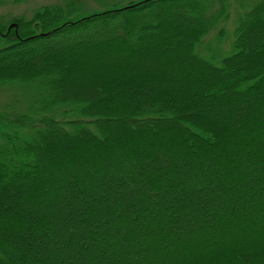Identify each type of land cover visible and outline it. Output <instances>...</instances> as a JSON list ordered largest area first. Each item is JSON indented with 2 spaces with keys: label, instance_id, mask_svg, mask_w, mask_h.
<instances>
[{
  "label": "trees",
  "instance_id": "trees-1",
  "mask_svg": "<svg viewBox=\"0 0 264 264\" xmlns=\"http://www.w3.org/2000/svg\"><path fill=\"white\" fill-rule=\"evenodd\" d=\"M126 1L122 6L116 4L103 12L80 18H76L80 8L71 1L65 7H42L30 20L21 17L10 20L9 24L0 22V92L5 89L18 92V97L10 104L0 107V208L4 207L0 212V226L3 227L1 220L8 219L2 233L13 238L5 242L0 233V264H10V258L14 264H18L19 258L26 264H46V250L36 255L34 250L39 244L33 242L32 237L45 239L50 249L56 250L58 247L54 244L58 239L49 237L50 229L61 226L65 230L72 220L86 222L100 212L104 220L95 222L83 236L99 243L86 245L79 236V240L66 241L63 249L78 247L82 251H97L98 248L100 251L115 248L125 254L121 256L123 259L120 257L121 264H264V65L255 66L248 53L257 47L258 34L264 31V0H255L251 9L241 16L233 30L230 49H224L228 55L220 65L213 63H216L215 55L206 56L211 44L206 50L202 48L208 37L219 31L215 41L210 43L223 49L228 30L222 23L231 18L234 3L239 10L237 0L234 3L231 0ZM183 10L191 23L190 32L186 28L188 24L177 17ZM174 22H178L177 27L172 25ZM12 24L17 26L9 32ZM128 43L136 52L141 49L156 52L163 46L171 48L176 44L178 50H168L158 61L138 62L134 58L131 63L117 68L98 60V55L110 49L123 54ZM167 65L173 71L191 70L203 83L171 79L165 69ZM69 73L76 82L80 77L96 79L106 87V92L103 96L92 93L90 98L73 96L65 86L64 76ZM209 90L213 92L205 97ZM193 94L199 97L189 101ZM103 100L114 105L105 106ZM205 106H211V115L206 114ZM212 106H228L232 112H242L244 118L236 119L235 124L239 126L234 127L226 118L214 117L212 114L218 111ZM151 130L152 138L147 136ZM247 130L251 131L246 133ZM110 132L112 137L108 136ZM135 132L144 136L147 143L143 142L146 146L140 151L132 144H123L126 155L120 158L121 166L134 163L139 169L138 174L131 176L133 183L130 182L128 188L122 184V173L118 172L106 176L107 182L103 183L97 177L105 169L102 165L95 168L97 175L89 182L83 181L77 163L83 166L87 161L78 160L75 150L95 141L104 145L113 143L117 148L118 140L114 139L129 134L134 140ZM221 136H226V144H221ZM161 141L164 145L168 141L173 143L167 145L164 152L153 150L152 145ZM64 142L73 145L66 147ZM178 143L187 146L185 160L171 154L174 144ZM202 148H206L205 154H201ZM165 157L173 167L181 169L190 165L197 174L180 178L174 172L170 178L161 161ZM109 161L114 160H108L107 165ZM65 163L68 169H75L76 184L69 183L68 178L59 173ZM206 164H218L226 174L221 184L227 210L215 214V229L222 234L224 243L210 249L208 242L216 237L211 239L207 236L209 232L203 229L201 239L194 245L188 241L178 244L186 256L170 260L175 231L172 227L169 232L163 231L158 225L171 211V203L158 201L148 211L141 203L138 206V203L127 201L125 195L138 191L136 184L139 183L142 201L151 194L152 198L159 196L158 191L164 190L161 189L164 183L166 190L162 195L169 194L172 187L189 190L192 182L204 179L201 173L208 170ZM254 174H260V178L253 181ZM45 177L60 183L53 187L45 182ZM206 182L212 183V180ZM66 189L70 191L68 204L83 196L88 212L94 211L82 215L76 211L69 221L50 222L45 206L34 196L44 197L47 191L65 192ZM105 191L111 196H101ZM205 204L208 206L207 201ZM109 206L114 209V218L111 211L106 210ZM13 211L19 215L13 216ZM179 213L178 228L194 216L184 205L179 207ZM141 216H147L150 224L145 220L137 222ZM114 220L119 228H127L125 233L105 227ZM241 223L249 228L244 229L240 238L232 240ZM33 225L48 226L31 232L29 228ZM17 230L19 233L14 232ZM20 238L26 244H20ZM143 238L154 244L165 241L168 248L157 246L132 251V246ZM108 240L110 244L106 243ZM93 263L97 264V258L92 254L79 258L77 263L72 259L62 262Z\"/></svg>",
  "mask_w": 264,
  "mask_h": 264
},
{
  "label": "rangeland",
  "instance_id": "rangeland-1",
  "mask_svg": "<svg viewBox=\"0 0 264 264\" xmlns=\"http://www.w3.org/2000/svg\"><path fill=\"white\" fill-rule=\"evenodd\" d=\"M71 1L75 2L77 6L80 8V12L76 15V18L85 17L93 13L103 12L107 9H110L112 6H115L116 4H119L120 6H122L126 2H128L126 0L125 1L102 0V2H99L98 0H0V22L9 24L10 20H13L15 18H21V17L27 20H30L34 16L35 12L41 9L42 7H47V6L65 7ZM231 1L232 3H234V1L236 0H231ZM237 2H238L239 10H237V6L234 3V9L232 11L231 18L228 20L227 23H222V25H225L224 27L227 28L228 30V39H226L222 43L223 49L219 45L212 44L213 41H215V38L217 34L219 33V31L213 32L208 37V41L205 42V45L202 48L203 50H206V47L211 44L207 49L206 56L213 57V55H215L214 57H215L216 63H218L216 64L213 61L215 65H220L222 62L221 60L227 57L228 52L225 50L230 49L232 38L234 40L233 30L235 29V26L238 24L241 16L251 9L253 4L255 3V0H237ZM216 8H218V6ZM178 13L179 14L177 15V17H179L180 20L182 18L183 21L181 22H185L188 24V27L186 28L188 29V32H190L189 24L191 25V23L189 22L188 17L187 18L185 17L186 16L185 11L184 10L179 11ZM173 24L176 25L177 27L178 22H174L172 23V25ZM11 30H8V31L10 32ZM263 39H264V31L259 32L258 34L257 47H255L254 50L252 49L248 50L251 60L255 64V66L261 63H263L264 65V40ZM155 40H157V38H155ZM127 45H128V47L126 46L127 51L124 52L123 54H119L115 52L114 50L110 49L108 52L98 55V60L108 66L110 64H113L114 67L117 68V67H122V66L127 65V63H131V61L134 60V58H137L138 62L141 60L143 61L146 60V61H151V62L158 61L159 59L164 58L163 55L168 50L170 51V49H172L171 52L178 50V44H176V45H173L171 48L168 46H163L161 49L157 50L156 52H150L147 50L145 51L142 49L140 52H136L134 51V48L131 47L130 43H128ZM170 65H173V64H170ZM169 67L170 66L167 65V67L165 66V69L166 70L168 69L169 76L171 79H174V80L178 79L182 83L192 82V81L198 82L199 84L203 83L202 80H200V77L198 76V74L193 73L191 70H190L191 72L190 71L188 72L187 71H173V70H170ZM74 78L75 77H72V74L70 73L68 74V76H64L65 86L66 88L68 87V89H70L73 96H77L81 98H90V95L92 93L93 94L97 93L99 94V96H103L102 94L106 92V87L101 86L100 83L92 77H91L92 78L91 80L82 79L80 77L79 82H76ZM169 86L171 87L172 83H169ZM212 92H213L212 90L206 91L204 96L206 97L210 95V93ZM15 97H18V92L15 90L5 89L1 91L0 92V107L10 104ZM198 97L199 95L193 94L192 98L191 99L189 98V101H191L192 99L198 98ZM199 101L200 103H202L201 99H199ZM109 103L110 101L103 100V105L108 106ZM110 105L113 106L114 104L110 103ZM210 107L211 106H205L206 114L208 115L209 114L211 115V112L209 113V111H211L209 110ZM213 107L215 111H218L217 114L215 113L212 114L214 117L218 116L220 119L226 118L228 121L233 122L231 125L234 127L239 126L235 124L236 119L240 120V118H244V115L242 114V112L240 114H238L237 112H232V108L228 106H212V108ZM112 112L116 114L120 113V111L119 112L112 111ZM110 123L112 126L116 125L115 122H110ZM250 131L251 130H247L246 133H249ZM135 133H136V138L133 137L135 138L134 140L131 139L129 134L121 135L120 138L118 137L114 139V140H118L117 148L114 147L113 143H112L113 145L112 147L111 143L104 145V144H101L100 141H95L88 147H82V148L80 147L78 148V150H75L76 152L75 157L78 160L87 161L85 162L86 164H84L83 166L82 165L80 166L79 163H77V168L80 172V175L83 181L86 180L89 182L92 179V176L94 177L97 175V173H95V168L97 166L102 165L104 166L105 171L103 170V172H101L100 175H98L97 177L98 178L100 177V180L103 183L107 182L106 176L112 175L113 172L114 173L118 172L120 174L122 173V179H121L122 184L128 188V184L130 182L133 183L131 176L134 174H138L139 169L136 168L134 163H129L128 166L126 167L121 166L119 162L120 158L122 155H126V151L123 148V144H126V143L130 145L132 144V146H135L140 151L143 146H146V144H143V142L147 143V140H145L146 138H144V136H140L139 132H135ZM108 136L112 137L111 132L108 133ZM147 136L152 138L154 136L153 131L152 130L149 131L147 133ZM252 136H254V134ZM219 140L222 141L221 144H226V141H227L226 136L219 137ZM172 143H173L172 141H168V142H165V145H164V142L161 141L159 144L156 143L152 145L153 146L152 148L153 150H156L158 152L160 151L164 152L167 150L166 146ZM67 144L65 143L66 147L67 146L70 147L73 145V143L71 142ZM105 148L107 150H105ZM205 151H206V148H202L201 154H205ZM185 152H187V146L186 145L183 146V144H180V143L176 145L174 144L173 148L171 149V154L180 156L182 159L184 158L183 160H185L186 158L184 157V155L186 154ZM98 157L100 159L97 161L96 159ZM112 158L114 161H111V162L109 161L110 163L108 162L109 164L107 165V161L111 160ZM166 158L167 157L161 158V161H163L164 163L163 169L167 171L168 176L170 178L173 177L174 172L176 175L179 174L178 177L180 178L181 176L186 178V175L188 174L190 175L191 173L193 174V177L195 174H197V171L192 166L187 165V166L182 167L181 169L175 168L172 166L170 160L169 159L166 160ZM224 158H226V156H224ZM206 166L209 167L208 170L203 171L201 173L204 179L202 178L203 179L202 180L200 178L202 181L196 180L192 182V186L188 185V187L191 188L189 190L187 189V187L186 188L183 187L180 189H175V187H172L169 189L170 190L169 194L165 193V195H162L163 194L162 192L166 190V184L164 183L161 185V189L164 188V190L161 192L158 191V193L160 194L159 196L152 198V194H151L149 195L147 199L142 201L141 199L143 198V194H142V189H140L141 186L139 183V184H136L138 191H134L133 194L125 195L126 197L125 199L127 201L133 204L138 203V206H139V203H141L140 205H143V207H147L148 211H150L153 207H155V204H157L158 201H165V202L171 203V211L166 214L165 220L161 221L158 225V227L160 226V229L163 231H168L170 227H172V229L175 231L176 236H175V243L173 245L174 251H173V254L168 257L170 260H173L174 257H179V256H184V255L186 256L185 253H182V249H180V246L178 244H181L184 241H188V243H191L192 245H194L195 242L198 241V239L199 240L201 239L200 234L202 233L201 231L203 229H205L204 230L205 233L209 232L207 236H209L211 239H212V236L216 237V239L214 238L208 242L209 244L207 246L210 247V249H212L213 247H218L221 244L223 245L224 243L222 234L220 235L219 233H217L215 229V226L217 224L215 220V214L221 213L222 211L227 210V204L225 202L226 198H224L225 191L221 184L222 179L224 178L226 179V174L224 172L223 167L218 166V164H210V165L206 164ZM65 168H66V171H64ZM68 168H69L68 165L65 163L64 166L60 168L59 173L67 177L68 180L70 181L69 183L76 184L75 182L76 178L73 175V172L75 171V169L73 168L68 169ZM123 170L124 172H122ZM210 172L212 173V175L210 174ZM143 178H146V177H144L143 175ZM258 178H260V174H254L253 181L257 180ZM205 179L206 180L211 179L212 183L206 182ZM45 182L53 187L57 185V183H60L59 181L55 179L53 181H50L48 177H45ZM190 182H191V179H190ZM65 183L66 182H64V185ZM69 192L70 191L68 189H66L65 192H62V191L60 192L58 190H54V191L51 190V191H47L44 197L43 195H40V194H38V196H34L41 204H43V206H45L44 209L47 211L46 216H48L46 218L50 222L58 223V220L60 219L62 220V222L65 220L69 221V219L72 218L71 214L76 211L80 212L81 215L84 214V212L85 213L87 212L88 214H90L94 211L90 209L88 212V209L86 208L87 204L85 203V199L83 196H80L78 199H76L74 203L68 204L67 194ZM98 196L99 195H95V197H98ZM101 196L110 197L111 193L106 192V191L101 192ZM205 201L208 202V206L206 204L204 205ZM52 202H53V205H52ZM181 205L186 206L187 210L194 212V216L192 218L188 216L189 217L188 220H186V222L184 221L183 225H181L178 228L179 223H177L176 221L179 220V215H180L179 207ZM51 206H54V207L52 208ZM96 207L98 206L96 205ZM2 208L4 209V207ZM2 208H0V212L3 210ZM106 210L108 212L111 211L112 217L113 218L115 217L113 207L109 206L107 207ZM11 214L15 217L19 215L16 211H13ZM252 215L253 214L248 212V216L252 217ZM7 220L8 219L1 220V222L3 223V227H5L6 224H8ZM100 220L102 221L104 220L103 216L101 215V212L98 215L92 217V219L87 220L86 222L84 221L80 222L78 220H75V221L72 220V222L70 221L72 228L69 225L65 230L61 228V226H57L56 229L55 228L50 229L49 237H52V238L56 237V239H58V243L54 244L56 248L58 247L57 249L55 248L56 250L50 249L51 247L50 245L48 246V242H46L45 239H38V238L32 237L33 242L39 244V247L34 250V253L38 255L42 251L46 250V253L48 256L46 260L47 261L46 264H62V262L67 261L68 259L69 260L72 259L74 262L77 263L79 262V258L86 257V254H89V255L92 254V256H95L97 258V264H121L123 262L122 260L123 258L121 256L125 257V254L123 253L124 254L123 255L122 253H120L119 250H116L115 248L114 249L112 248L111 250H105L104 248L101 247L102 249L100 251L98 248H96L97 251L95 250L94 251H91V250L82 251V249H78V247H75V248L72 247L71 249L70 248L63 249L66 241L70 242L73 240H79L81 236L82 237L86 236L88 234V229H90V226H92L97 221L100 222ZM115 220L107 224L105 227L108 229H112V230L117 228L120 233H125L127 228H119ZM140 220L142 222L144 220L146 222L148 221V223L150 224V220H147V216H145L144 218L141 216L139 219H137V222H140ZM167 221H168V224H165V222ZM172 221L174 222L172 223ZM131 222L132 220H130V223ZM234 223L237 224V222H234ZM46 226L48 225H45L40 228L38 225H33L30 228L29 227L28 228H29V231L34 232V231H41ZM175 226L177 228H174ZM3 227L0 226V233L5 232L2 230ZM247 228L249 227H247L246 224L241 223L240 227L237 226V230H235L234 236H232L231 239L235 240L237 238H240L242 233H244V229H247ZM24 230L25 229H23V231ZM61 230H62V233L60 234ZM63 231L65 232L63 233ZM14 232L19 233L18 230ZM251 232H252V236L254 237L255 236V234L253 233L254 231L251 230ZM1 235L3 236V240L5 242L13 241L12 237L8 238L7 236H4L3 233ZM87 238L88 239H85L83 237L82 239L83 240L82 242L86 245L89 244L91 246H94L95 244L99 243V241H96L92 237L90 238L87 237ZM218 238L219 239L221 238L220 239L221 243L217 242ZM141 240L142 241H139V243H136L134 246H132L131 248L132 251H134V249L136 250L142 249V251H144L145 249L156 248L157 246H160L161 248H164V249L168 248V243H166L165 241H159L158 242L159 245H158L157 243L154 244V243L145 242L144 238ZM19 242L20 244L21 243L26 244V241L23 238L22 239L20 238ZM106 243L110 244L111 242L108 240L106 241ZM139 252H141V250ZM118 253H119V257H116ZM134 254H136V252ZM17 257L19 258V256ZM111 257L114 258V260H112ZM5 258L9 259L10 257L5 256ZM19 259H18V264H26L25 261H19ZM9 260H10L9 261L10 264H14V261L12 262L11 258ZM12 260H14V258ZM124 263H128V261L124 260Z\"/></svg>",
  "mask_w": 264,
  "mask_h": 264
},
{
  "label": "water",
  "instance_id": "water-1",
  "mask_svg": "<svg viewBox=\"0 0 264 264\" xmlns=\"http://www.w3.org/2000/svg\"><path fill=\"white\" fill-rule=\"evenodd\" d=\"M15 27H16V25L13 24V25H11V26L9 27V30H11L12 28H15Z\"/></svg>",
  "mask_w": 264,
  "mask_h": 264
}]
</instances>
